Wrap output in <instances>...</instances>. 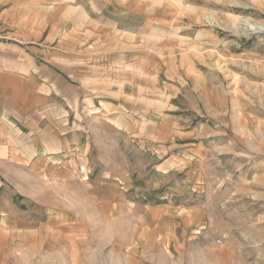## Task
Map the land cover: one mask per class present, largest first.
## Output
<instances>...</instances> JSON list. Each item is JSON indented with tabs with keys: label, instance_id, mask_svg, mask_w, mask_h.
I'll return each instance as SVG.
<instances>
[{
	"label": "rangeland",
	"instance_id": "374dc122",
	"mask_svg": "<svg viewBox=\"0 0 264 264\" xmlns=\"http://www.w3.org/2000/svg\"><path fill=\"white\" fill-rule=\"evenodd\" d=\"M152 4L124 116L2 173L0 264H264V0Z\"/></svg>",
	"mask_w": 264,
	"mask_h": 264
},
{
	"label": "crops",
	"instance_id": "0c3cea01",
	"mask_svg": "<svg viewBox=\"0 0 264 264\" xmlns=\"http://www.w3.org/2000/svg\"><path fill=\"white\" fill-rule=\"evenodd\" d=\"M152 2L0 0V191L3 172L73 150L81 108L124 116V51L140 58Z\"/></svg>",
	"mask_w": 264,
	"mask_h": 264
}]
</instances>
